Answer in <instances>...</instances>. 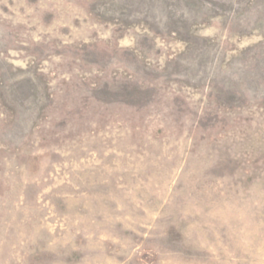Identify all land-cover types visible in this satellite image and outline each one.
<instances>
[{
	"label": "rangeland",
	"instance_id": "374dc122",
	"mask_svg": "<svg viewBox=\"0 0 264 264\" xmlns=\"http://www.w3.org/2000/svg\"><path fill=\"white\" fill-rule=\"evenodd\" d=\"M0 264H264V0H0Z\"/></svg>",
	"mask_w": 264,
	"mask_h": 264
}]
</instances>
